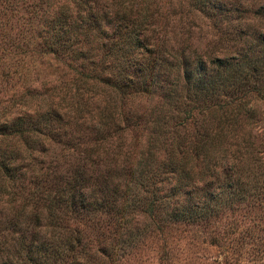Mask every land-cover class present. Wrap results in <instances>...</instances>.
<instances>
[{"label":"trees","instance_id":"16d2710c","mask_svg":"<svg viewBox=\"0 0 264 264\" xmlns=\"http://www.w3.org/2000/svg\"><path fill=\"white\" fill-rule=\"evenodd\" d=\"M16 2L0 4L4 78L25 50L15 37L32 31L9 34ZM37 8L27 52L71 73L59 95H43L55 85L41 82V92L28 83L0 98V264H101L145 230L264 200V26L245 47L237 36L251 34L239 27L237 36L216 27L201 50L166 34L174 22L187 37L199 14L217 26L218 9L264 21V1Z\"/></svg>","mask_w":264,"mask_h":264},{"label":"rangeland","instance_id":"374dc122","mask_svg":"<svg viewBox=\"0 0 264 264\" xmlns=\"http://www.w3.org/2000/svg\"><path fill=\"white\" fill-rule=\"evenodd\" d=\"M224 6H230L235 0H221ZM264 0H239L242 5L254 7ZM5 0H0V4ZM38 0H17L16 10L11 18V34L18 35L23 27L31 26V32L21 38L15 37V41L24 48L23 54H19V62L11 66L6 78L0 75V98H5L11 92H18L23 85L29 83L30 88L41 92L43 86L41 82H46V87H53V94L62 93L59 90L62 81L70 75L69 68L65 63L57 61L52 57L38 59V56L27 52L28 47H32L38 40V35L34 28L40 27L41 22H37L30 14H37ZM215 11L212 16L216 18L217 26L211 25V19L199 14L190 23L188 38L182 32L184 27H178L174 22L167 26L166 34L169 40L178 42L185 39L198 49L210 46L213 32L216 27L226 30L227 33L237 36L234 31L239 27L241 32L238 39L243 47L251 43L256 32L262 31L264 21L250 18V13H243L237 17L236 13L228 16L224 15L228 11ZM249 15V17H248ZM31 18V21L27 22ZM171 27V29H170ZM175 30V32H174ZM1 34V33H0ZM24 35V34H23ZM244 40L241 42V40ZM231 40V39H230ZM228 40L227 42H230ZM176 41V42H177ZM24 42V43H23ZM24 44H27L26 47ZM0 46H5L0 42ZM233 46L227 51H232ZM7 62V57H2ZM0 58V62L2 61ZM2 65H0L1 67ZM3 73H7V68H2ZM4 80V81H3ZM3 81V82H2ZM256 107L264 116V101H257ZM238 207L223 211L215 218L203 222H182L178 221L161 231L157 229L145 230L136 237L129 245L118 249L110 261L101 264H264V200H253L251 202H240Z\"/></svg>","mask_w":264,"mask_h":264}]
</instances>
